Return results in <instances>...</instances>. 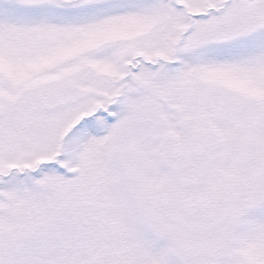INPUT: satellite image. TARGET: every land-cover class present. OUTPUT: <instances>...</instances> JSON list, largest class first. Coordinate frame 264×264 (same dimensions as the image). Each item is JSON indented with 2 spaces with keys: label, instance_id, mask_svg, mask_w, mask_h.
Masks as SVG:
<instances>
[{
  "label": "snow or ice",
  "instance_id": "6c2138e0",
  "mask_svg": "<svg viewBox=\"0 0 264 264\" xmlns=\"http://www.w3.org/2000/svg\"><path fill=\"white\" fill-rule=\"evenodd\" d=\"M0 264H264V0H0Z\"/></svg>",
  "mask_w": 264,
  "mask_h": 264
}]
</instances>
